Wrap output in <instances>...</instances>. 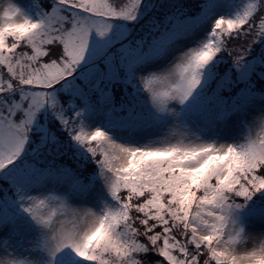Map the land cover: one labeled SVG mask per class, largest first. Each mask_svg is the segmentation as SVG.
Wrapping results in <instances>:
<instances>
[{"label":"snow or ice","instance_id":"1","mask_svg":"<svg viewBox=\"0 0 264 264\" xmlns=\"http://www.w3.org/2000/svg\"><path fill=\"white\" fill-rule=\"evenodd\" d=\"M0 264H264V0H0Z\"/></svg>","mask_w":264,"mask_h":264}]
</instances>
